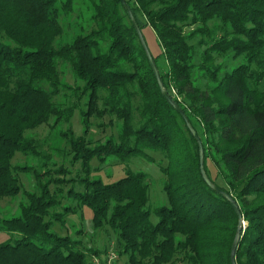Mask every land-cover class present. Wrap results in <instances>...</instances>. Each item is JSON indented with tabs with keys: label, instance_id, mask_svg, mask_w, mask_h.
<instances>
[{
	"label": "trees",
	"instance_id": "trees-1",
	"mask_svg": "<svg viewBox=\"0 0 264 264\" xmlns=\"http://www.w3.org/2000/svg\"><path fill=\"white\" fill-rule=\"evenodd\" d=\"M126 2L142 32L156 34L160 49L151 53L201 137L208 177L241 210L237 264H264V0ZM81 3L91 11L88 24L75 16ZM76 111L80 135L69 128ZM106 114L118 119V134L93 145L91 118ZM43 124L59 131L84 175H54L64 167L52 170L56 161L44 150L51 135L31 133ZM64 124L68 130H60ZM17 152L38 168L15 163ZM151 152L166 160L158 165L162 205H149L143 170L127 167L114 181L93 174L95 159L155 163ZM22 171L37 177L35 191L22 190ZM66 182V193L51 189ZM21 192V212L0 217V233L9 235L0 241V264H109L107 249L70 234L67 215H83L85 206L95 230L114 231L118 254L130 264H233L237 207L204 178L199 142L163 94L122 0H0V200Z\"/></svg>",
	"mask_w": 264,
	"mask_h": 264
},
{
	"label": "rangeland",
	"instance_id": "rangeland-1",
	"mask_svg": "<svg viewBox=\"0 0 264 264\" xmlns=\"http://www.w3.org/2000/svg\"><path fill=\"white\" fill-rule=\"evenodd\" d=\"M79 20L83 21V24L90 23V14L91 11L88 9L87 6L81 5L79 6L75 16H78ZM74 16V15H73ZM144 36L149 46V49L152 53L156 54L159 52L160 45L157 41L156 34L151 27H147L144 29ZM66 73L67 82L74 85L76 83V79L71 71L70 68H66L62 66ZM70 94V92H69ZM62 96V94H61ZM58 97L59 100H64L63 97ZM70 96V95H69ZM73 101L75 97H72ZM92 124L89 130L88 138L93 139L92 144L95 145L97 142H103L106 140L108 136L117 135L118 134V124L119 121L115 116L106 114L103 118L92 117ZM73 129L75 135H80L84 133V124L82 122V114L79 111H76L75 116L72 119L71 127ZM60 130H68L67 124L60 126ZM31 133L34 135L45 139L51 135L50 143L44 146V150L52 153L54 161H56V165L52 166L53 172L55 169L59 167H64V172L54 173V175L60 177L61 179H71L77 178L78 175H84L85 172L82 170V165L80 161H73L72 155L67 154L69 147L68 144L63 140L60 136L58 130H51L48 124H43L37 129L33 130ZM54 149H52V147ZM62 148V149H60ZM156 158V162H150L144 157H132L128 164H123L117 160L111 161L108 164L100 163L98 159L93 161V174L102 175L105 181H114L122 177L126 171L127 167H131L136 170H143L144 172L148 173L149 182H150V201L149 205L153 208L159 205L166 203L167 197L166 192L164 190V175L160 171L159 162H165L166 160L162 158L160 153L151 152ZM15 163L19 164H28L34 165L36 168L37 160L28 158L21 152H17V155L14 159ZM20 178L23 183V191L30 190L35 191L37 189L38 179L32 172L22 171L20 173ZM44 180L47 177H43ZM77 184V183H76ZM70 182L66 183H59V184H51V189L54 191H62L66 193L68 188L70 187ZM77 188H81L79 184L76 186ZM26 195L24 192H21L16 197H6L0 200V217L18 215L20 210V203L26 199ZM63 199V198H62ZM66 202V200L64 199ZM69 203V201H67ZM74 206V203H72ZM66 217V216H65ZM92 217L93 211L89 207L83 208V215L82 209H79L76 213L67 215V221L69 222L68 226L70 229V234L75 238L83 239L82 242L84 245L93 247L96 249H107L106 252H103L102 259L107 257V254L114 253L116 254V258L113 260L115 264H130L128 261L127 255H119L117 250V241L115 237V233L111 228H104L100 230H95L92 224ZM151 218L154 222L158 221L157 215L154 213L151 215ZM76 230H80L81 233H78ZM63 232H66V229H62ZM81 234V235H80ZM8 234L6 232L0 233V241H3L8 238ZM108 252V253H107ZM118 254V256H117ZM97 259H100L97 257ZM101 260V259H100ZM115 261V262H114ZM98 263V262H97Z\"/></svg>",
	"mask_w": 264,
	"mask_h": 264
},
{
	"label": "water",
	"instance_id": "water-1",
	"mask_svg": "<svg viewBox=\"0 0 264 264\" xmlns=\"http://www.w3.org/2000/svg\"><path fill=\"white\" fill-rule=\"evenodd\" d=\"M125 7L127 8V10L129 11L130 15H131V18H132V21L139 33V36L141 38V41L148 53V56L150 58V61L154 67V70L156 72V75H157V78H158V81L160 83V86H161V89H162V92L163 94L166 96V98L173 104L175 105V107L182 113V115L184 116V118L186 119V122L188 124V126L190 127L191 131L193 132V134L195 135V137L197 138L198 142H199V145H200V161H201V170H202V173H203V176L204 178L206 179V181L216 190L218 191H221L223 192L219 187H217L213 181L208 177L207 173H206V170H205V167H204V148H203V145H202V140H201V137L200 135L198 134V132L195 130V128L193 127V125L190 123L186 113L183 111V109L178 105L176 104L175 100L173 99V97L171 96V94L169 93V91L167 90V88L164 86V83L162 82V79H161V75H160V71H159V68L153 58V55L149 49V46L145 40V37L143 35V32L139 26V23L137 22L132 10H131V7L130 5L126 2V0H122ZM231 201H233V203L236 205L237 207V210H238V213H239V224H238V229H237V232H236V235H235V239H234V242H233V246H232V253H231V259H232V262L233 264H237V261H236V250H237V247H238V244H239V241H240V238H241V235H242V231L243 229L245 228V220L243 219V215L241 213V210L237 204V202L231 198L227 193L223 192Z\"/></svg>",
	"mask_w": 264,
	"mask_h": 264
},
{
	"label": "built area",
	"instance_id": "built-area-1",
	"mask_svg": "<svg viewBox=\"0 0 264 264\" xmlns=\"http://www.w3.org/2000/svg\"><path fill=\"white\" fill-rule=\"evenodd\" d=\"M116 258V254H114V253H112V254H110V256H109V264H114L113 263V260ZM100 264V263H99Z\"/></svg>",
	"mask_w": 264,
	"mask_h": 264
}]
</instances>
